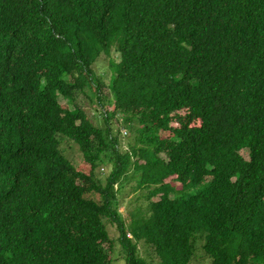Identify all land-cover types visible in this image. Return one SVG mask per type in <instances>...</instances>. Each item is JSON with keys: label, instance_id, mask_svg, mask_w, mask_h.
Returning a JSON list of instances; mask_svg holds the SVG:
<instances>
[{"label": "trees", "instance_id": "obj_1", "mask_svg": "<svg viewBox=\"0 0 264 264\" xmlns=\"http://www.w3.org/2000/svg\"><path fill=\"white\" fill-rule=\"evenodd\" d=\"M109 224L127 264H264V0H0V264H113Z\"/></svg>", "mask_w": 264, "mask_h": 264}, {"label": "rangeland", "instance_id": "obj_2", "mask_svg": "<svg viewBox=\"0 0 264 264\" xmlns=\"http://www.w3.org/2000/svg\"><path fill=\"white\" fill-rule=\"evenodd\" d=\"M115 59L118 61V54L115 53L113 55ZM97 72L104 73L110 71L109 63L107 61H103L98 66H96ZM60 102L64 105H68L71 109H74L75 106L71 104L68 100L64 98H60ZM78 103L81 107H83L89 116L93 118L94 123L104 128L106 126L104 122V111L102 107L96 106L93 104L91 97L82 93L79 97ZM107 109L111 110V104L107 105ZM136 128L137 125L128 126L125 128L124 124H122L120 128V132L117 133L115 130V135L118 136V140L120 142V151L125 152L130 149L131 146H140L137 142V138L134 136L136 135ZM67 156L74 162V164L83 171L90 172L92 165L87 162L86 158L82 150L80 149L79 144L70 142L65 144L64 147ZM241 154L245 157H248L247 150H243ZM112 156V154L110 155ZM113 170V162L110 159H105L101 167L98 168V174L100 175L101 179L105 184H107V177ZM140 172L136 171L134 168H130L124 177V186L120 188L117 192V198L119 200L120 206L119 211L123 215L126 220H131V213L136 212L137 210L146 211L150 204V190L145 188H137V181L139 179ZM152 187V189H154ZM117 189V187H115ZM98 195V194H97ZM162 195V194H161ZM100 197V195H98ZM161 196H155L154 201H159ZM101 200V197H100ZM109 232L111 233L112 238L116 240V247L112 252L114 257L113 264H127L126 260L122 257V249L117 241L119 234L118 231L113 224H109L108 228ZM203 241L198 239L196 241V247L198 248L196 255L190 264H210V260L207 255L204 253L202 248ZM141 255H152V250L143 244L139 245Z\"/></svg>", "mask_w": 264, "mask_h": 264}]
</instances>
